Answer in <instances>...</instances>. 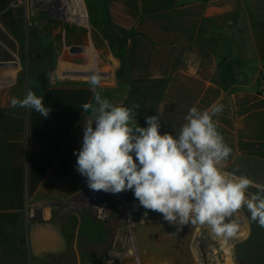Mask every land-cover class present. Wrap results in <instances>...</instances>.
I'll return each instance as SVG.
<instances>
[{"label":"crops","instance_id":"1","mask_svg":"<svg viewBox=\"0 0 264 264\" xmlns=\"http://www.w3.org/2000/svg\"><path fill=\"white\" fill-rule=\"evenodd\" d=\"M86 3L93 27L89 36L95 40L103 65L110 70L96 90L113 104L133 108L141 127L147 126L146 117L160 114L161 134L171 132L174 136L191 107L205 110L222 104L223 111L214 119L232 148L224 171L237 176L245 172L254 182L249 193L264 186V94L260 93L264 0ZM73 4L72 13L81 20L82 6L78 0ZM19 21L29 23V16L14 12L0 15V51L16 56L20 45L27 46L29 32L16 29ZM35 23L43 31V18ZM4 39L13 41L14 49L6 46ZM4 55L8 54L0 52V61L7 59ZM60 65L66 68L67 76L81 73L65 67L64 62ZM91 73L101 76L103 71L94 66ZM1 74L0 226L15 230L22 225L43 258L68 254L75 264H91L93 254L82 246L85 243H97L101 251L112 255L115 248L109 234L102 235V243L95 230L79 220L69 235L66 220L60 222L66 213L57 211L61 202L89 189L86 178L76 171L74 155L82 147L83 126L91 119L82 109L92 101L89 82L67 80L39 86L27 78L24 66L18 63L13 70L0 69ZM29 90L51 109L47 117L11 106L13 97L22 99ZM120 194L115 213L123 211L128 218H121L119 230L126 232V225L135 235L152 240L117 252L127 263H134L130 258L134 255L144 264H199L191 234L198 226L189 224L178 231L160 213L134 221L132 208L136 206L139 211V202L132 191ZM141 223L147 226L137 230ZM108 225L103 222L97 227L103 230ZM172 230L179 233L174 244L170 237H150L154 232ZM186 231L188 240L183 235Z\"/></svg>","mask_w":264,"mask_h":264},{"label":"clouds","instance_id":"2","mask_svg":"<svg viewBox=\"0 0 264 264\" xmlns=\"http://www.w3.org/2000/svg\"><path fill=\"white\" fill-rule=\"evenodd\" d=\"M89 84L92 101L82 109L91 119L83 126L82 147L74 152L76 171L89 189L132 191L140 207L162 214L178 231L189 224L206 225L217 237L232 238L245 208L250 214L246 219L264 228V186L249 193L254 185L250 178L224 171L232 148L214 119L222 104L205 110L191 107L174 136L161 134L160 114L146 117L147 126H139L133 108L113 104L96 90L99 75H90ZM10 104L43 117L51 111L31 90Z\"/></svg>","mask_w":264,"mask_h":264},{"label":"rangeland","instance_id":"3","mask_svg":"<svg viewBox=\"0 0 264 264\" xmlns=\"http://www.w3.org/2000/svg\"><path fill=\"white\" fill-rule=\"evenodd\" d=\"M78 1L83 10L81 20L76 13H72L74 0H0V15L7 16L14 12L22 16H29V23L21 21L16 23L17 30H21V32L27 30L29 32L27 46L20 45V50L16 49V56L10 55L8 51H0L8 54L4 55L7 57L5 61L17 62L18 65H23L27 78L32 83L40 84L39 86L43 85V87L51 82H66L67 80L89 82V77L93 74L91 73V68L94 66L103 71L100 77L101 81L105 80L110 70L103 65L98 48H96L97 46L94 43L95 40L93 41L89 36L90 32L93 31L92 24L89 21V8L86 0ZM40 18H43V31H40L38 24L35 23V20H40ZM4 43L10 49H14L13 41L4 39ZM61 62L65 63V67L79 70L81 73L79 75L75 73L73 77L67 76L66 68H61ZM232 62L234 63V61ZM15 67L10 64L7 69L13 70ZM56 75L58 79L55 78ZM2 76L4 75L1 74L0 77L2 78ZM115 206L116 202L113 205L112 215L106 221L96 220L94 215L88 210L74 211L65 208L64 205L57 208V211L62 210L66 213H64L65 218L62 217L60 222L62 223V220H66L69 225V235H71L73 226L79 220L91 226L97 234V239L102 243L104 242L102 235L104 236L105 233L110 235L111 241L109 242L115 248L112 251V255H109L107 251H101L97 243H85L82 245L89 255L93 254L91 264H105L111 259H114L118 264H131L127 263L125 258L117 254V252L124 253V251H129L133 244H140L142 241H152L151 239H142V237L135 235L126 225L125 229L127 231L125 232L122 229L120 231L121 218L126 221L128 214L125 217L122 214L123 211L120 215L115 213L117 210ZM137 210L136 206L132 208L131 218L134 221L160 216L159 214L157 215L158 212H154L156 215H153L151 210H145L142 207L139 208V211ZM249 216L250 214L245 208L238 217L240 227L237 234L228 239L217 237L206 225H193L199 227V229L193 230L191 233L194 251L198 256L199 264H264V228L257 223L251 222L250 219H246ZM103 222H109L110 225L102 230L97 225ZM143 226H147V224L141 223L137 230ZM183 235L187 240L190 239L187 231ZM178 236L177 230H172L171 232L159 231L150 234V237L160 238L161 240L169 237V239L173 238L171 240L173 244L176 243ZM109 242L106 241L105 244L107 245ZM130 258L134 261L133 264H144L136 261L134 255L130 256ZM0 264L75 263L68 254L66 257L54 254L43 258V252H36L28 233L22 225L15 230H7L1 225Z\"/></svg>","mask_w":264,"mask_h":264},{"label":"built area","instance_id":"4","mask_svg":"<svg viewBox=\"0 0 264 264\" xmlns=\"http://www.w3.org/2000/svg\"><path fill=\"white\" fill-rule=\"evenodd\" d=\"M261 86L260 93L264 94V67L260 72ZM121 197V194L106 193L104 191H93L87 189L77 196L70 197L63 202L60 206L65 208L81 211H90L96 220L106 221L110 218L113 211L114 203ZM105 264H118L114 259L107 261Z\"/></svg>","mask_w":264,"mask_h":264},{"label":"water","instance_id":"5","mask_svg":"<svg viewBox=\"0 0 264 264\" xmlns=\"http://www.w3.org/2000/svg\"><path fill=\"white\" fill-rule=\"evenodd\" d=\"M10 64L14 65V66H17V63L16 62H7V61H3V62H0V69H4V68H7ZM56 79H58V76L56 75L55 76ZM239 176H246L245 172H240V174H238Z\"/></svg>","mask_w":264,"mask_h":264}]
</instances>
